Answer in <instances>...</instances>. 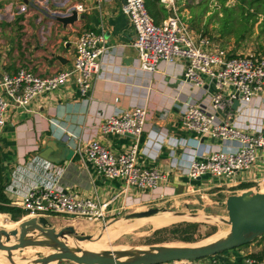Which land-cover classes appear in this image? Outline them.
Returning <instances> with one entry per match:
<instances>
[{
	"label": "crops",
	"instance_id": "0c3cea01",
	"mask_svg": "<svg viewBox=\"0 0 264 264\" xmlns=\"http://www.w3.org/2000/svg\"><path fill=\"white\" fill-rule=\"evenodd\" d=\"M145 2L150 5V15L156 23H162L171 15L159 2ZM123 3L124 0H0V76L14 73L21 67L31 68L45 77L71 68L75 42L85 31L93 30L103 35L106 48L86 95L83 96L72 81L55 92L40 96L27 109L10 111L6 127L0 130V149L7 183L6 195L13 206L21 201L24 191L40 184L43 175L32 166L40 159L48 161L41 157V153L47 151L50 156L60 150L58 145H61L67 147L65 160L55 164L65 169L61 181L75 186L84 197L97 198L101 203L111 201L108 215H119L127 203L126 194L122 192L123 182L101 178L96 168L87 162L84 152H77L76 148L83 138L97 134L99 141L117 154L129 149L134 142L133 137L103 136L100 124L118 110L137 107H146L150 111L140 144V163L169 176L156 192L132 190L127 195L139 200L129 208L155 202L164 195L186 192L202 198L216 193H229L230 196L264 183V159H260L248 173L237 174L224 181L210 176L193 180L173 171L170 148L165 144L167 136L197 137L205 145L223 144L209 137H198L180 123L175 104L201 93L181 83L186 69L184 60L173 65L163 63L155 73L135 67L138 57L133 46L135 32L123 13ZM178 3L179 0L178 10L182 13ZM77 4L85 5L86 12L75 24L65 27L57 20L58 14L67 13ZM57 53L68 63L64 65L57 61L54 58ZM210 91L214 92V88ZM200 103L207 105L206 101L199 100ZM236 122L248 130L264 125V109L244 106L237 113ZM60 156L64 153L58 152L53 158ZM90 185L91 188L86 189ZM247 186L250 187L244 188ZM214 188L218 190L210 192ZM259 243L255 244L256 250L246 253L261 254L264 242ZM207 261L200 263L206 264ZM234 264L241 263L236 260Z\"/></svg>",
	"mask_w": 264,
	"mask_h": 264
},
{
	"label": "built area",
	"instance_id": "2783aa9c",
	"mask_svg": "<svg viewBox=\"0 0 264 264\" xmlns=\"http://www.w3.org/2000/svg\"><path fill=\"white\" fill-rule=\"evenodd\" d=\"M177 2L159 0L171 15L162 23H156L145 0H124L123 13L135 32L133 46L138 51L135 67L155 73L163 63L186 62L181 83L201 93L175 104L180 123L188 132L215 139L224 146L205 145L197 137L169 135L165 144L170 148L171 168L193 180L204 176L230 180L237 174L248 173L264 159V125L248 130L236 122V115L244 106L264 109V56L257 53L232 55L208 36L196 34L185 15L179 12ZM73 9L79 18L86 12L83 4H77ZM103 44V35L93 30L85 31L75 42L71 68L46 77L25 67L14 73H3L0 76V130L6 127L11 110L27 109L40 96L55 92L69 82L73 81L81 94L86 95L93 75L99 70V59L105 53ZM212 88L214 92L210 91ZM199 100L206 101L207 105L202 106ZM236 100L240 106L234 110ZM149 119L150 111L146 107H137L118 110L100 124L103 136L132 135L134 142L122 153L117 154L102 144L97 134L83 138L76 148L77 152H84L87 162L96 168L101 178L123 182L122 192L127 197L124 210L139 200L127 195L132 190L156 192L169 176L140 163L141 139ZM34 167L43 175L40 184L24 191L21 201L15 204L28 216L50 220L54 215H63L90 222L104 221L109 216L107 208L111 201L101 203L97 198L84 197L75 186L62 182L64 168L41 159ZM263 185L259 183L252 190L260 191ZM90 188L91 185L86 187ZM235 250L229 255L223 253L206 258V264H234L236 260L241 264H264V257L254 256L259 254ZM202 260L171 263L201 264Z\"/></svg>",
	"mask_w": 264,
	"mask_h": 264
},
{
	"label": "rangeland",
	"instance_id": "374dc122",
	"mask_svg": "<svg viewBox=\"0 0 264 264\" xmlns=\"http://www.w3.org/2000/svg\"><path fill=\"white\" fill-rule=\"evenodd\" d=\"M179 3L178 4L181 6V12L184 13L191 29L196 34L208 36L217 46L230 51V54L232 55L257 53L264 56V16L262 14H258V20L254 25H252V22L248 23V28L243 34L237 32L238 28L241 27L240 21L242 18L240 14H248L247 10L256 12L255 8H250L249 0H246V2L243 0H184L181 2V0H179ZM225 8H228L232 12H227L229 17L233 16L230 24L228 22L229 18H224L226 16L223 11ZM223 29L228 31L226 32V30ZM209 185H213V183ZM239 188L240 187L237 189ZM217 190L218 189L214 188L210 192H216ZM260 192L264 193L263 186L260 188ZM228 194L229 193H216L215 196L203 198L204 204H201L195 195L189 192H186L185 194L164 195L155 202L142 204L134 208H128L123 210L119 215H109L104 221L90 222L82 218L70 219L67 216L57 215L58 217H56V215H54L55 217L50 219V223L58 231L65 227L73 226L78 234L93 235V239H96V241L100 240L103 236L101 241L98 242L99 244L96 243L101 250L146 249L153 245H199L205 244L208 241L213 242L211 240L221 232V236L224 235L226 238V235L228 236L230 232V228L222 222H206L203 221V218L201 217L195 219L191 215L200 214V216H204V213H208L226 218L227 211L225 206L221 205V203L226 201ZM148 206L150 207L148 208ZM154 207L165 209L167 212L172 213H186V215L178 217L179 221L170 226L175 224H197L198 230L196 236H193L195 242H182L179 240L180 237L171 236L172 234L168 233L155 234L157 230L163 228L154 229L146 219H140V221L135 219H124V216L127 214L147 211ZM4 217L7 220H10L11 227L9 229L3 228L2 226V219ZM26 217L27 215L25 214L22 217H19L18 221H14L10 214H0V229H18L22 219L28 220ZM120 221H123L124 223L126 222L125 225L127 226L134 225V223L139 225L131 228L129 231L117 233L107 239V236H104V231ZM116 229L117 228L115 227L112 228V230ZM256 242H264V239H257L256 241L236 250L244 252L256 250ZM31 249L34 250L39 248L28 247L23 252L15 253L16 258L22 260L37 258L38 251H30ZM31 252H33V254ZM230 253H232V251H227L224 254L229 255ZM3 259H0V261ZM17 262L19 263L18 260ZM66 264L72 263L67 262Z\"/></svg>",
	"mask_w": 264,
	"mask_h": 264
},
{
	"label": "water",
	"instance_id": "95a60500",
	"mask_svg": "<svg viewBox=\"0 0 264 264\" xmlns=\"http://www.w3.org/2000/svg\"><path fill=\"white\" fill-rule=\"evenodd\" d=\"M79 19L78 12L73 8L69 14L60 13L57 16V20L65 27L75 24ZM54 58L64 65L68 63L60 53L54 54ZM239 106L240 102L236 100L233 109L237 110ZM128 136L132 137V135ZM58 149L60 150L51 153L50 156L47 151H44L41 153V157L54 164L60 163L66 158L67 147L58 145ZM58 152L64 153V156L53 158L57 156ZM196 198L201 204H204L202 197L198 195ZM221 205L226 208V218L216 214L204 213L203 215L217 218L219 222L229 226V235L224 239L206 244L153 245L146 249L94 252L70 248L66 242L67 237H71L77 242L91 241L94 238L93 235L78 234L73 226L58 231L51 225L48 218L40 217L24 221L22 219L19 229H0V251L6 252V258L10 264H18L15 253L23 252L28 247L47 248L53 250V253L44 255L37 252V258L23 259L27 264H66L67 262L72 264H167L174 261L206 259L241 248L264 237V193L250 189L228 196ZM165 211V209L154 207L147 211L127 214L124 219L149 218ZM174 214L177 216L186 215V213ZM191 216L196 218L200 214ZM204 221L207 220L204 219ZM17 259L23 261L20 258Z\"/></svg>",
	"mask_w": 264,
	"mask_h": 264
},
{
	"label": "trees",
	"instance_id": "16d2710c",
	"mask_svg": "<svg viewBox=\"0 0 264 264\" xmlns=\"http://www.w3.org/2000/svg\"><path fill=\"white\" fill-rule=\"evenodd\" d=\"M155 2H159V0H154ZM246 2V0H243ZM250 8H255L256 12H251L250 10H247V13H242L240 14L242 20L240 21L241 27L238 28L237 32L239 34H243L245 30L248 28V23L252 22V25L256 23L258 20V14H262L264 16V0H249ZM149 13H151L150 10V5H146ZM226 14V17L229 18L228 22L230 24L232 17H229L228 11L230 13L231 10L228 8H225L223 10ZM223 18V19H224ZM226 30V29H223ZM228 30H226L227 32ZM250 186L244 187L248 188ZM6 189H7V183H6V178H5V168L3 165V154L0 149V214H10L12 216V219L14 221H18L19 217H22L23 215H28L27 212L23 211L22 209L13 206L12 201L8 198L6 195ZM3 217V216H2ZM2 226L3 228L9 229L11 227L10 220H7L5 217L2 219ZM198 230V225L197 224H175L172 226L165 227L161 230H157L155 234H160V233H168L172 234L171 236H177L180 237L179 240L182 242L186 243H193L195 242L193 239V236H196V232ZM264 238V237H262ZM255 257L258 258H263L264 257V251L259 254V255H254Z\"/></svg>",
	"mask_w": 264,
	"mask_h": 264
},
{
	"label": "bare ground",
	"instance_id": "6f19581e",
	"mask_svg": "<svg viewBox=\"0 0 264 264\" xmlns=\"http://www.w3.org/2000/svg\"><path fill=\"white\" fill-rule=\"evenodd\" d=\"M171 213L172 212H167L166 211V212H163V213H159V214H157L156 216H153V217L141 218V219H144V220L146 219L148 221V223L154 229H161V228L168 227L171 224L176 223V222L179 221V218L178 217H180V216H177L174 213H172L173 214V216H172ZM200 217L203 218V221H204V219L207 220L206 222H219V220L217 218L206 217L205 215L204 216H199V217H196V218L194 217V218L195 219H198ZM30 218H33V217L27 215L26 219H30ZM135 220H139L140 221V219H135ZM123 221H125V220H123ZM123 221L117 222V223H115V224L112 225L113 227L117 228L116 230H112V228H113L112 226L111 227H108L104 231L105 232L104 233V236L106 235L107 236V239H109L111 236H114L117 233H121L123 231H129L131 228H134L135 226L139 225V224H135L134 223V225L127 226V225H125L126 222L124 223ZM19 228H20V226H19ZM221 233H219L218 235H216L211 241L214 242V241H217V240H220V239H224L225 236L224 235L221 236ZM226 237H227V235H226ZM102 238H103V236H102ZM101 239L98 240V241H96V239H92L91 241L77 242L73 238L67 237L66 238V242L68 243V245H69L70 248H80L82 250H89V251H94V252H101L103 250L100 249L99 245L98 246L96 245V243L99 244L98 242H100ZM207 243H210V242L208 241ZM30 251H35V252L38 251V252L43 253L44 255H48V254L53 253V250H50V249H47V248H39V249H34V250L31 249ZM31 253L33 254V252H31ZM6 255H7L6 252H1L0 251V257H1L0 259H3L4 258L3 260L0 261V264H9V261L6 258ZM16 260H18V259L16 258ZM18 261H19L18 264H21V263L27 264L26 261H20V260H18Z\"/></svg>",
	"mask_w": 264,
	"mask_h": 264
}]
</instances>
